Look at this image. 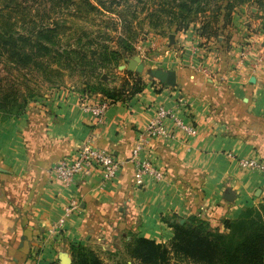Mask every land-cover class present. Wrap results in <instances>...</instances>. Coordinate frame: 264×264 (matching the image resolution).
<instances>
[{
    "label": "crops",
    "instance_id": "0c3cea01",
    "mask_svg": "<svg viewBox=\"0 0 264 264\" xmlns=\"http://www.w3.org/2000/svg\"><path fill=\"white\" fill-rule=\"evenodd\" d=\"M257 26L246 5L233 13L225 36L208 38L191 27L172 32L174 43L155 53L152 66L175 70L178 84L146 78L141 91L109 99L102 124L63 87L19 117L0 115V264H64L63 256L73 264L77 244L108 264H138L126 251L133 235L168 244L175 220L202 215L223 230L225 218L264 202V172L228 157L264 160V29ZM159 105L179 106L197 133L152 139L145 155L166 176L138 186L132 149ZM88 140L125 164L113 180L95 168L68 188L51 169ZM73 197L78 209L50 235Z\"/></svg>",
    "mask_w": 264,
    "mask_h": 264
},
{
    "label": "rangeland",
    "instance_id": "374dc122",
    "mask_svg": "<svg viewBox=\"0 0 264 264\" xmlns=\"http://www.w3.org/2000/svg\"><path fill=\"white\" fill-rule=\"evenodd\" d=\"M90 1L100 11L89 10L86 0H0V102L9 98L5 107H0V115L10 111L19 117L54 88L70 89L83 102L119 100L133 93L136 83L144 89L150 75L129 71L128 59L141 55L146 66L153 67L155 53L162 54L169 46L168 24L173 12L178 16L182 0H104L121 2L118 9L125 11L127 21L96 0ZM222 2L204 0L205 12L196 15L188 28L196 33ZM244 4L263 32L264 0L260 6L253 0ZM242 5L232 11L229 25ZM251 6L258 12L254 14ZM241 24L244 26V21ZM7 38L9 42L3 44ZM22 51L32 58L26 65L19 59ZM78 61L87 63L85 71L76 68ZM103 63L108 65L101 66ZM108 90L115 98L104 94Z\"/></svg>",
    "mask_w": 264,
    "mask_h": 264
},
{
    "label": "trees",
    "instance_id": "16d2710c",
    "mask_svg": "<svg viewBox=\"0 0 264 264\" xmlns=\"http://www.w3.org/2000/svg\"><path fill=\"white\" fill-rule=\"evenodd\" d=\"M96 1L107 11L118 13L124 21H127L125 11L118 9V6L122 5L121 2ZM246 1L248 0H223L222 3H218L217 13L210 20L203 22L201 28L203 33L208 38L225 36L232 11ZM253 1L259 6L263 2V0ZM86 3L90 7L89 10L100 11V8L90 0H86ZM203 3L204 0H182L178 16L173 12L174 16H171L169 21L170 33L187 29L196 15L205 12L202 11ZM8 42V38L2 40L3 44ZM14 52L17 51H13L12 54H15ZM19 57L24 65L32 60L26 51L19 52ZM86 65L87 63L78 61L75 66L85 71ZM107 65L103 63L101 66ZM137 85L139 83L133 87V93L142 90ZM105 92L104 94L110 98H115L113 92L109 90ZM8 99L5 97L4 101L0 102L2 105L0 107H5ZM15 112L22 113L19 110ZM5 114L11 115L10 111ZM170 225L174 229V236L168 244L145 236L133 235L132 240L126 244L127 254L138 264H264V202H260L258 206L245 208L235 219L225 218L223 230L213 227L202 215H192L184 223L175 220ZM71 253L73 264H108L98 251L85 244L73 245Z\"/></svg>",
    "mask_w": 264,
    "mask_h": 264
},
{
    "label": "built area",
    "instance_id": "2783aa9c",
    "mask_svg": "<svg viewBox=\"0 0 264 264\" xmlns=\"http://www.w3.org/2000/svg\"><path fill=\"white\" fill-rule=\"evenodd\" d=\"M244 57V54L241 58ZM85 101L82 107L93 115L97 124L105 121L106 110L110 106L111 100L102 99L96 102ZM181 133L183 137H192L197 133L192 122H188L182 116L179 106L159 105L156 113L151 118L140 133L139 138L132 149L130 160L136 168V185H144L148 179L162 181L165 173L158 167L150 157L146 156L152 139H174ZM228 157L238 162L239 166L245 170L264 172V160L251 157H240L233 152L228 153ZM125 161L117 159L106 149L99 147L93 140L84 142L70 157L60 159L51 169L55 177L64 186L71 188L74 179L79 174H90L93 169H101L104 180L115 179L121 172ZM79 202L75 197L71 198L64 206V214L56 220L49 228L50 235H57L68 218L78 209Z\"/></svg>",
    "mask_w": 264,
    "mask_h": 264
},
{
    "label": "water",
    "instance_id": "95a60500",
    "mask_svg": "<svg viewBox=\"0 0 264 264\" xmlns=\"http://www.w3.org/2000/svg\"><path fill=\"white\" fill-rule=\"evenodd\" d=\"M170 43H174L175 34L171 33ZM264 45V44H263ZM127 69L129 71H137L139 73L148 72L151 78L159 80L163 84L169 86H176L179 82L177 72L173 69H166L163 67H147L145 61L141 55H134L132 58L128 59ZM64 264H71L70 260L63 256Z\"/></svg>",
    "mask_w": 264,
    "mask_h": 264
}]
</instances>
